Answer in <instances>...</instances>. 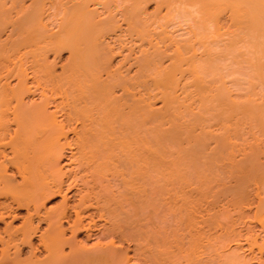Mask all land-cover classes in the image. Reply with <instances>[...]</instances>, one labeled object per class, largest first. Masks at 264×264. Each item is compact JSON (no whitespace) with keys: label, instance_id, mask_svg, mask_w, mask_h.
<instances>
[{"label":"bare ground","instance_id":"obj_1","mask_svg":"<svg viewBox=\"0 0 264 264\" xmlns=\"http://www.w3.org/2000/svg\"><path fill=\"white\" fill-rule=\"evenodd\" d=\"M22 2L0 0V28L10 22L15 35L0 42V264H181L180 255L186 264H206L191 262L202 245L192 231L210 236L222 225L230 229L220 220L226 212L211 210L215 197L229 191L228 201L242 208L250 201L249 188L257 198L251 218L264 234V0H31L28 7ZM149 2L151 12L145 8ZM14 9L23 14L12 20ZM51 10L60 15L55 31L45 17ZM63 50L69 61L55 74L52 59L43 54ZM27 53L31 83L23 67ZM234 71L245 75L243 84L234 81ZM11 73L17 77L12 86L6 79ZM230 80L238 92L227 86ZM34 92L41 100L25 103L23 97ZM156 99L160 106L153 105ZM66 157L75 169L63 170ZM225 178L232 183L211 194ZM78 183L82 192L71 193ZM55 196L59 203L46 209L44 203ZM151 208L163 225L148 231L155 216L144 218L152 215L144 211ZM19 209L25 213L18 215ZM171 212L176 226L167 222ZM18 216L20 223L12 224ZM97 219L104 220L102 227ZM244 224L250 232V223ZM170 226L193 228L182 233L197 248L182 245L181 233L173 237L178 255L166 252ZM97 228V237L107 241L97 239L88 249L75 240ZM230 234L232 241L239 233ZM252 238L250 249L256 245ZM123 240L134 243L132 254L121 249ZM262 241L257 249H264ZM234 251L221 263H247Z\"/></svg>","mask_w":264,"mask_h":264},{"label":"rangeland","instance_id":"obj_2","mask_svg":"<svg viewBox=\"0 0 264 264\" xmlns=\"http://www.w3.org/2000/svg\"><path fill=\"white\" fill-rule=\"evenodd\" d=\"M23 2V5L24 4H26L25 5V7H28V4L30 3L29 1H31V0H22ZM25 1V2H24ZM153 5V6H152ZM153 7H154V3L153 2H149V3H147L146 5H145V8H146V11L147 12H151L152 10H153ZM102 10V9H101ZM22 11V10H21ZM99 11H100V9H99ZM103 11V10H102ZM15 12V13H14ZM20 12V11H19ZM18 12V14H16L17 12H16V10L14 9V10H12V12H10V15L12 16V20L13 19H16L17 18V16L19 17V15L20 14H23L22 12L21 13H19ZM25 13V12H24ZM28 13V12H27ZM100 13H101V11H100ZM102 13H104V12H102ZM100 14L101 16L103 15V14ZM14 14H16V15H14ZM54 14V13H53ZM52 14V10H51V13L49 12L48 13V15L50 16H45L47 19V23H48V21H49V25H48V27H49V29H51V30H53V31H55V29L57 28V24H58V20H56V19H58L59 17H60V15L59 14H57V16H55V15H53ZM11 16L9 17L10 19H11ZM54 16V18H52V17ZM59 16V17H58ZM119 16V14H117V17ZM44 17V18H45ZM57 17V18H56ZM9 20V19H8ZM45 20V21H46ZM53 21H55L56 22V24H55V22H53ZM118 21L119 22H121V18L119 17L118 18ZM10 23V22H9ZM9 23L7 22V25L6 26H4L3 25V27H1L0 28V42H1V44H2V42L7 38V41H8V39H11V38H13L15 35H13L14 34V32H13V34L12 33H10V32H12V25H11V23H10V25H9ZM53 23V24H52ZM55 24V25H54ZM126 25H125V23L123 22H121V27L122 28H124ZM5 27V28H4ZM11 27V28H10ZM181 31L179 30V31H177V33L179 34ZM9 33L10 34H12V35H9ZM176 33V32H175ZM174 33V34H175ZM176 33V34H177ZM7 35V36H6ZM10 37H9V36ZM2 37V38H1ZM4 38V39H3ZM1 39H2V41H1ZM129 38H127L126 40H127V42H126V45L127 46H129V43H131V42H129V40H128ZM7 41H5V42H7ZM111 41V42H110ZM105 42H108V44H112L113 46H114V44L112 43V40L111 39H108V38H105ZM110 42V43H109ZM129 42V43H128ZM8 43H10V42H8ZM131 45V44H130ZM126 46V47H127ZM22 50V49H21ZM20 50V51H21ZM127 51V49H125V52ZM48 53H44L43 55H47V61L48 62H50V60H51V62H50V67H52V65L51 64H55L54 65V68H55V70L53 69V71H54V73L56 74V73H62V69L61 68H64L65 66H63V65H67L68 64V61H69V59H68V61H67V58H68V51H60V54L58 53V56H56V52H51V51H47ZM125 52H123V53H125ZM135 52V51H134ZM16 53V52H15ZM14 53V54H15ZM123 53H122V55H123ZM17 54V53H16ZM28 54H29V57L28 58H30V53H27L25 56H26V58H25V56L23 55V57L25 58V61L26 62H23L24 64V71L27 69V71L25 72L26 73V75H31V76H28V78H27V80H28V83H31V82H34L33 80H31V79H34V78H32V71H31V68L30 67H32V62H33V60H30L29 59V61H28V59H27V56H28ZM135 54V53H134ZM134 54H132V55H134ZM54 55V56H53ZM14 56V55H13ZM15 56H17V55H15ZM14 56V57H15ZM12 57V56H11ZM10 57V58H11ZM54 57V58H53ZM121 54L120 55H116V56H114L113 57V59H112V62H113V64L115 63V64H117L120 60H121ZM43 58V57H42ZM46 58V57H45ZM13 59V58H12ZM14 59H16V58H14ZM13 59V60H14ZM44 59V58H43ZM55 61H54V60ZM119 59V60H118ZM18 60V59H17ZM24 60V59H23ZM22 60V61H23ZM46 60V59H45ZM115 60V61H114ZM116 60H118V61H116ZM14 61H16V60H14ZM41 62H42V60H40ZM43 62H45L44 60H43ZM54 62V63H53ZM56 62V63H55ZM26 63V64H25ZM45 63H47V62H45ZM62 63H65V64H62ZM29 64H30V66H29ZM62 64V65H61ZM28 65V66H27ZM49 65V64H48ZM61 65V66H60ZM234 66V65H233ZM28 67V68H27ZM131 68H129V73L130 74H132L133 73V70L135 69V66H130ZM66 68V67H65ZM64 68V69H65ZM123 68H124V70H125V68H128V64L127 63H125V65L123 66ZM231 68H236V65L234 66V67H231ZM63 69V70H64ZM223 69V68H222ZM221 69V70H222ZM226 69V68H225ZM14 72L16 71V70H13ZM31 71V72H30ZM56 71V72H55ZM61 71V72H60ZM227 71V70H226ZM225 70H224V72H226ZM235 71H237V72H240L239 70H235ZM233 72L234 74L236 73V72ZM30 72V73H29ZM124 72V71H123ZM17 73V72H16ZM16 73H14V74H10V76L8 75V78H6L8 81L7 82H9L8 84L9 85H14L15 84V82L17 81V77H15L14 78V76H16ZM29 73V74H28ZM233 73L232 74H230V75H233ZM240 75H236V76H234L233 75V79H235L234 81L236 82V79L238 80H240V81H237V83L239 82V85L241 84V81H242V84L245 82V80H244V77H243V75L244 74H242L241 75V73H239ZM222 75H225L224 73H222ZM225 76H227V75H225ZM224 76V77H225ZM228 76H229V74H228ZM227 76V77H228ZM245 76V75H244ZM31 77V78H30ZM230 77V78H231ZM243 78V79H242ZM225 79V78H224ZM245 79H246V77H245ZM3 80V79H2ZM35 80V79H34ZM42 80V79H41ZM29 81H31V82H29ZM228 81V80H227ZM229 82V81H228ZM11 83V84H10ZM17 83V82H16ZM232 82V80H230V83H228L227 84V86L229 85V84H231V85H234L235 83H233ZM236 83V84H237ZM229 87V86H228ZM234 87H235V89H236V91L238 90L239 91V89H237V85H234ZM234 87H232V88H234ZM231 88V87H230ZM235 89H234V91H235ZM230 90H232V89H230ZM235 91V92H236ZM237 91V92H238ZM118 92H120L119 91V89L118 90H115V94H118ZM234 92V93H235ZM236 92V93H237ZM25 96V95H24ZM27 99V100H26ZM35 99V100H34ZM23 100H24V102L25 103H31V101H32V103L33 102H39V100H41L40 99V96H39V93L38 92H34V95H33V93H28V94H26V96L25 97H23ZM14 101L12 100V103H13ZM160 104H161V102H160V100H158V99H156L155 100V102L153 101V105L155 106V107H157V106H160ZM48 109L49 110H52L53 108H52V106L51 105H49L48 106ZM59 117V116H58ZM11 126L13 127L14 125L13 124H11ZM74 138L75 136L74 135H72V133H68V138ZM210 144L212 145L213 143L212 142H210ZM67 153V152H66ZM239 156V155H238ZM237 157V156H236ZM65 162V163H64ZM61 163H62V166H63V170H65V171H68V170H70L71 168L73 169H75L76 167L74 166V162L72 163V162H70V160L68 159V157H66V158H63L62 159V161H61ZM215 169V168H214ZM221 173V172H220ZM78 174V173H77ZM224 175V174H223ZM220 177L222 176V173L219 175ZM17 177V176H16ZM226 177V176H225ZM215 178H216V175H215ZM222 178V177H221ZM224 178V177H223ZM227 178V177H226ZM225 178V182L223 181V183L225 184V185H223V186H221L222 184H219V185H217V184H215L216 186H219V187H216L215 185V187H212L213 189H210L211 191V194H212V190H213V192H216V190H217V192H216V195L218 194V192L220 193V191H219V189H223L224 188V186H226V185H228V183H230L231 181H229L228 179H226ZM17 179V181H19V177H17L16 178ZM220 179V178H219ZM227 182V183H226ZM232 183V182H231ZM81 185L82 184H80V183H78V187L76 186V187H74V189L71 191V193L73 192V191H77V190H79V189H81V191L80 192H82V188H81ZM230 185V184H229ZM80 187V188H79ZM189 187V186H188ZM187 187V188H188ZM186 187H184V189H185ZM186 188V190H188ZM218 188V189H217ZM226 188V187H225ZM229 188V186H227V188L225 189V190H227ZM190 189V188H189ZM252 189V188H251ZM250 188L248 189V193H249V197L251 198H249L248 200H250V201H248L247 203L246 202H244L242 205H241V207L242 208H236L234 205H233V203H231V202H229L230 201V199H231V193H229V191H228V194H218V196H214L215 197V200H217V202L216 201H214V203L216 202V204H214V206H212L213 208L211 209L212 211H214V212H216V213H222V211H225L226 213H222V214H220V220H221V223H224V225H232L233 227V229H234V231H236V235H237V233H239L236 237H237V239H236V237L234 238V240H230V238H232V237H234L235 235H231L230 233H232V232H234V231H232V232H230L231 231V225H230V229H228V230H226L227 229V227L226 228H224V226L222 225V228H220V227H217L216 228V230L214 231V232H212V231H210V236H209V234H205L204 232H203V234H205L204 236H201L202 234H200V235H198L197 233L198 232H196L195 230H193V231H195L196 233H194L191 229H193V228H191L190 230H187V229H185V231L187 230V231H190V233H191V231H192V237L193 238H195V237H197L196 239H198V237H201V238H199L198 240H200L201 241V243L200 244H202L201 246L199 245V247H201V248H198V251L197 252H195V253H193L194 254V256H195V258L191 261V262H195L196 260H203V261H206L205 263L207 264V261H208V264H222L221 262H222V259H224L228 254H230L229 252L230 251H234L235 249V251L234 252H236L237 251V253L238 254H240L239 256L241 257V261H243V260H246V261H243V262H241V263H244V262H247V263H244V264H262V263H264V262H262L261 263V260L260 259H264V249H262V248H260V249H262L261 251H259L260 249L258 248H256L255 246H257V245H259V243L257 244V241L258 242H260V241H262L261 240V238L262 239H264V236H262V235H264V234H262L261 235V233H262V231L260 230L261 228L259 227V225H257V222L254 220V218H251L252 216V214H253V212L255 211V209H256V207H255V205H256V197L255 196H253V190L252 191H250L251 190ZM192 190H194V189H192ZM221 191H223V190H221ZM194 192L195 191H193V198L195 199V197L197 196H199V195H196V196H194ZM210 192H209V194H210ZM223 192H225V191H223ZM222 192V193H223ZM230 192H231V190H230ZM74 193V192H73ZM208 194V195H209ZM210 196V195H209ZM207 197V196H205V197H203V198H208V200L210 199V197ZM223 196V197H222ZM225 196V197H224ZM231 196V197H230ZM76 197H77V193L75 192V195L73 194V195H71V197H70V199H69V201H71V203L72 202H75L76 201ZM197 197H196V199H197ZM229 197V198H228ZM191 197L189 196L187 199H190ZM202 198V197H201ZM200 199L201 201H202V203H204V202H206L207 200V198L206 199ZM212 198V197H211ZM221 199V200H220ZM228 199H229V201H228ZM203 200H204V202H203ZM59 201H60V197L59 196H55V197H53V198H51V199H49L48 201H46L45 203H44V206L46 207V209H48L49 207H55L58 203H59ZM201 201H200V203H201ZM210 201V200H209ZM231 203V204H230ZM249 203V204H248ZM207 204V203H206ZM206 204H200V206L202 207H204V208H207L206 207ZM213 205V204H212ZM233 205V206H232ZM201 208V210H203L204 208ZM221 207V208H220ZM226 207V208H225ZM234 207L236 208V209H234ZM247 207V208H246ZM233 208V209H232ZM155 210L157 211V209H154V212H155ZM210 210V212L211 213H213L212 211ZM218 210V211H217ZM242 213H241V212ZM16 212L17 213H19L18 215H23L24 213H25V210L24 209H19V210H16ZM145 213H148V214H152L151 216H146V214L145 215H143V216H146V217H144V218H148V217H152V216H155V217H153L152 218V220L154 221L153 223H151V221H150V224H151V228H150V225L149 224H146V229L148 228V226L147 225H149V228L147 229L148 231H151V230H149V229H152L153 227H152V225H154V226H156V227H160V225L163 223V222H160L159 223V221L160 220H157V216H159V211L158 212H153V209L151 208V209H149V211H144ZM153 212V213H152ZM203 212V211H202ZM201 212V213H202ZM241 213V216L239 217V215H240V213ZM244 212V213H243ZM157 213V214H156ZM159 213V214H158ZM172 214H169L168 216H167V222L169 221V219H171V223H169L170 225L171 224H173L174 226H176V223H178V221H175V219H176V217H173L174 216V212H171ZM204 213V212H203ZM251 213V214H250ZM153 214H155V215H153ZM218 214V215H219ZM229 214V215H228ZM242 214H244V215H242ZM250 214V215H249ZM176 215V214H175ZM226 217H225V216ZM249 215V216H248ZM203 216V215H202ZM172 217H173V219H172ZM203 217H206V214L204 213V216ZM239 217V218H238ZM244 217V218H243ZM250 217L251 219H253L254 221H252V220H250V222L248 221L249 219L248 218ZM11 217L9 216V217H7L6 218V220L7 221H9V219H10ZM175 218V219H174ZM223 218V219H222ZM237 218V219H236ZM21 216H18L16 219H14L13 221H12V224H14V225H18L19 223H20V221H21ZM150 219V218H149ZM156 219V220H155ZM235 219V220H234ZM248 219V220H247ZM146 220V219H145ZM144 220V221H145ZM151 220V219H150ZM227 220V221H226ZM234 221V223L232 222L231 223V221ZM243 220H245V221H247L248 223H250L249 225V227L252 229V230H250V232L249 231H247L249 228H246L247 226L244 224V222L245 221H243ZM97 221V223L99 224V226H101L102 227V222L104 223V220H102V219H97L96 220ZM99 221V222H98ZM147 221H149V220H147ZM158 223H157V222ZM175 221V222H174ZM17 222V223H16ZM107 223V224H106ZM146 222H144V224H145ZM149 223V222H148ZM167 223V224H168ZM227 223V224H226ZM236 223V224H235ZM101 224V225H100ZM105 224H106V226L108 225V222L106 221L105 222ZM156 224V225H155ZM163 225V224H162ZM172 225V226H173ZM4 226V222L3 221H0V228L1 227H3ZM104 227V226H103ZM171 227V226H170ZM229 227V226H228ZM44 228H46V223H42V224H40V232L41 231H43V229ZM155 228V227H154ZM168 228H169V226H168ZM245 228V229H244ZM156 229V228H155ZM155 229H153V230H155ZM174 229H176L175 227H174ZM230 230V231H229ZM259 230V231H258ZM98 231V228L97 229H95V230H93V231H91V234L88 236V235H86L85 233H83V232H80V233H78L76 236H75V240L76 241H78V243H79V245H86L87 247H88V249H89V247L90 246H93V244L97 241V239L99 240L100 239V242H101V239L102 240H104V242L105 241H107V238H98L97 237V235L99 234V232H98V234L96 233ZM168 231V233H169V235L170 234H172L173 235V233L175 234L174 236H172V235H170V240H169V244H170V246H169V244H168V247L169 248H164V249H166V252H168L169 250L170 251H172L171 253H170V255H172V256H174V255H178V253L176 254V247H175V241H177V240H175L173 237H179V236H176L177 234H179V235H181V233L182 232H185V231H181V230H173V228L171 227V229H168L167 230ZM205 231V230H204ZM229 231V232H228ZM252 231V232H251ZM206 232V231H205ZM207 232H209V231H207ZM228 232V233H227ZM260 232V233H259ZM212 233H214V234H212ZM220 233V234H219ZM248 233H252L251 234V236H253V233H254V235L256 236H254L253 238H252V240L255 238V242H256V245H254L251 249H250V244H253L254 242H252L251 241V238L249 239V237H248ZM69 232L67 231L66 233H65V235L67 236V237H69ZM194 234H197V235H195L194 236ZM212 234V235H211ZM226 234H228L229 235V237H228V235H226ZM182 241L181 242H183V244L181 243V242H179V244L181 243L182 245H184V243H185V247H187V249L189 248H191L192 246L193 247H195L194 245H190L191 247H189V244H188V242L189 241H191V239L189 240V238H188V235L187 234H185V233H182ZM260 235V236H259ZM191 236V234H189V237ZM220 236V237H219ZM245 236L249 239V241L245 238ZM262 236V237H261ZM186 237V238H185ZM217 237V238H216ZM227 237V238H226ZM180 238V237H179ZM191 238V237H190ZM213 239V240H211V241H209V239ZM36 237L33 239V241H34V243H36ZM106 239V240H105ZM172 239H174L173 241H171ZM176 239H178V238H176ZM184 239V240H183ZM187 239L189 240V241H187ZM196 239H194L195 241H197ZM202 239V240H201ZM230 241H229V240ZM81 240V241H80ZM96 240V241H95ZM181 240V239H180ZM205 240H206V242H205ZM215 240V241H214ZM237 240V241H236ZM80 241V242H79ZM116 241L117 240H115V242L114 243H116ZM118 241H120V240H118ZM117 241V242H118ZM124 241V242H123ZM121 243L122 244H120L121 245V249L123 250V251H126L127 253H130V254H132L133 253V251H134V249L133 248H135V246H134V243H130V242H128L127 240H123ZM236 241V242H235ZM254 241V240H253ZM178 242V241H177ZM192 242H194V241H192ZM199 242V241H198ZM229 242V243H228ZM77 243V242H76ZM101 243H103V242H101ZM118 243H120V242H118ZM118 243H116V244H118ZM195 243H197V242H195ZM212 243V244H211ZM239 243V244H238ZM250 243V244H249ZM262 243H264V241H262ZM177 245H178V243H176ZM191 244V243H190ZM247 244H249V245H247ZM261 244V243H260ZM166 245V244H165ZM207 245V246H206ZM116 246V245H115ZM117 246H119V245H117ZM134 246V247H133ZM224 246V247H223ZM260 246V245H259ZM145 247V246H144ZM143 247V248H144ZM163 247V246H162ZM162 247H160L159 246V248H160V250H161V248ZM184 247V246H183ZM212 247V248H211ZM214 247V248H213ZM218 247V248H217ZM221 247V248H220ZM238 247H240L239 249H237ZM258 247V246H257ZM262 247H264V246H262ZM27 248V249H26ZM196 248H197V246H196ZM26 249V250H25ZM163 249V248H162ZM163 249V250H164ZM167 249H169L168 251H167ZM184 248H181V251L183 250ZM195 249V248H194ZM250 249V250H249ZM68 250H69V246L68 245H64V247H63V251H65V252H68ZM128 250V251H127ZM186 250V249H185ZM197 250V249H196ZM195 250V251H196ZM254 250H255V252H254ZM25 251H28V247L27 246H24V248H23V254H21V256L23 257V256H25L27 253H25ZM165 251V250H164ZM169 251V252H170ZM181 251H178L179 252V255H180V252ZM187 251V250H186ZM189 251V250H188ZM239 251V252H238ZM254 253H253V252ZM259 251V252H258ZM163 252V251H162ZM173 252H175V253H173ZM191 252V251H190ZM190 252L189 253H187V254H190ZM193 252H194V250H193ZM243 252V253H242ZM0 253H1V250H0ZM174 255H173V254ZM183 253V254H182ZM184 250H183V252H181V254L182 255H184ZM242 253V254H241ZM252 253L254 254V255H252ZM9 254H10V257H12L13 255H14V252H13V249H10V251H9ZM25 254V255H24ZM186 254V253H185ZM192 254V255H193ZM191 255V254H190ZM192 255L190 256V257H192ZM222 255V256H221ZM247 255V256H246ZM0 256H1V254H0ZM220 256V257H219ZM253 256V257H252ZM210 257V258H209ZM213 257V258H212ZM245 258V259H243V258ZM247 257V258H246ZM132 258V257H131ZM130 258V261L129 262H131L132 260H133V258L131 259ZM174 258H175V256H174ZM183 258V257H182ZM181 258V255H180V259H179V257H178V259L181 261H179L178 259V261H179V263H181V264H184V261H185V264H186V259L184 260V259H182ZM189 258V257H188ZM213 260H216V261H214V262H212V259ZM182 259V260H181ZM196 259V260H195ZM210 259H211V261H210ZM226 259V258H225ZM258 259H259V263H258ZM210 261V262H209ZM225 261V260H224ZM262 261H264V260H262ZM215 262H217V263H215ZM224 264V263H223Z\"/></svg>","mask_w":264,"mask_h":264}]
</instances>
